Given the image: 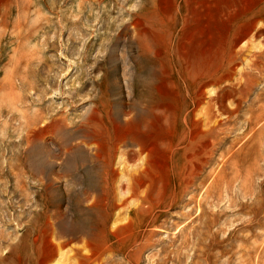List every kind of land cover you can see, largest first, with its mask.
<instances>
[{
  "label": "rangeland",
  "instance_id": "rangeland-1",
  "mask_svg": "<svg viewBox=\"0 0 264 264\" xmlns=\"http://www.w3.org/2000/svg\"><path fill=\"white\" fill-rule=\"evenodd\" d=\"M226 1L0 0V264L28 260L24 228L44 227L45 204L58 206L66 224L95 222L82 209L103 176L91 159L90 136L101 142L155 124L145 106L160 76L164 104L158 111L174 131L175 150L150 164L149 182L166 202L176 188L183 194L155 226L132 220V228L123 230L144 231L147 245L138 264H264V54L253 57L264 48V0ZM247 10L256 13L255 28L262 31L253 39L240 37L252 27L250 19L244 29L235 28ZM137 38L147 52L137 49ZM207 137L213 148L208 156ZM119 160L117 155L113 166L125 174L140 164ZM196 166L192 183H180ZM190 211L195 220L187 218ZM101 222L104 234L118 224L114 217ZM64 250L69 258L70 246Z\"/></svg>",
  "mask_w": 264,
  "mask_h": 264
},
{
  "label": "bare ground",
  "instance_id": "bare-ground-1",
  "mask_svg": "<svg viewBox=\"0 0 264 264\" xmlns=\"http://www.w3.org/2000/svg\"><path fill=\"white\" fill-rule=\"evenodd\" d=\"M199 1V0H198ZM206 1V0H205ZM210 1V0H208ZM230 1V0H227ZM226 1V2H227ZM243 1V0H242ZM246 1V0H244ZM243 1V2H244ZM203 2V1H202ZM238 2V1H235ZM240 2V1H239ZM224 3V1H223ZM222 3V4H223ZM200 4V2H199ZM198 4V5H199ZM225 4V3H224ZM230 4V3H229ZM236 4V3H235ZM243 4V3H242ZM249 4V3H248ZM196 5V4H194ZM197 5V6H198ZM202 5V4H200ZM259 5V4H258ZM196 6V7H197ZM208 6H205L208 9ZM211 6V5H210ZM209 6V7H210ZM240 6V5H238ZM245 6V5H243ZM215 7V6H214ZM213 7V8H214ZM199 8V6H198ZM203 8V7H202ZM200 8V9H202ZM218 8V7H217ZM224 8V7H223ZM237 8V7H236ZM233 9V8H232ZM240 9V8H237ZM245 9V7H244ZM243 9V10H244ZM254 9V8H253ZM223 10V9H221ZM236 10V9H235ZM242 10V9H241ZM251 10V9H250ZM250 10L246 11V19H242L235 28L238 30L244 29V23L246 20H251L252 27L245 28L240 37L249 36L252 38L261 31V29H256L257 17L256 13H250ZM199 11V10H197ZM196 11V12H197ZM203 11V10H202ZM209 11V10H208ZM240 11V10H239ZM214 12V11H213ZM221 12V11H220ZM225 12V11H224ZM231 12V11H230ZM237 12V11H236ZM243 12V11H242ZM245 12V11H244ZM249 14L247 15V13ZM206 13V12H205ZM209 13V12H207ZM239 13V12H237ZM204 14V12H203ZM214 14V13H213ZM220 14V13H219ZM225 14V13H223ZM228 14V13H226ZM208 14H205V16ZM230 15V14H228ZM196 16V15H195ZM199 16V15H198ZM197 16V19H198ZM219 16V15H218ZM235 16V15H234ZM237 16V15H236ZM239 16V15H238ZM244 16V17H245ZM210 17V16H209ZM224 17V16H223ZM202 19V17H200ZM219 18V17H218ZM222 18V17H221ZM137 19V18H136ZM203 21V20H202ZM210 21V20H209ZM208 21V22H209ZM212 21V20H211ZM232 21H234L232 19ZM222 22V19H221ZM18 23V22H17ZM132 23V21H131ZM184 23V22H183ZM212 23V22H211ZM263 23V22H261ZM196 24V23H195ZM199 24V23H198ZM205 24V22H204ZM228 24V23H227ZM230 24V23H229ZM225 25V24H224ZM199 26V25H198ZM206 26V24H205ZM204 26V27H205ZM212 26V25H211ZM133 27V26H132ZM203 27V26H202ZM203 27V28H204ZM209 25L207 26V28ZM224 28L223 26H221ZM135 28V27H134ZM131 28L132 30H135ZM226 28V27H225ZM256 29L255 32H252L253 29ZM262 28V27H261ZM209 29V28H208ZM207 29V31H208ZM234 29V30H236ZM263 29V28H262ZM131 30V31H132ZM139 31V30H138ZM224 31V30H223ZM140 32V31H139ZM206 32V31H205ZM221 32V31H220ZM262 32V31H261ZM136 33V32H135ZM134 34V33H133ZM140 34V33H139ZM204 34V33H203ZM210 34V33H209ZM209 34L207 35L208 40H210ZM226 34V33H225ZM221 35V34H220ZM223 35V34H222ZM137 36V35H136ZM213 36V34L211 35ZM225 36V35H224ZM261 36V35H258ZM214 37V36H213ZM222 37V36H221ZM141 38V37H140ZM217 38V37H216ZM233 38V37H231ZM259 38V37H258ZM261 38V37H260ZM133 39V37H132ZM142 39V38H141ZM228 39V38H227ZM226 39V40H227ZM234 39V38H233ZM247 39H250L249 37ZM253 39V38H252ZM264 39V37H263ZM134 40V39H133ZM143 40V39H142ZM138 39L135 40L137 44V49L146 51L147 46L145 41ZM217 40V39H216ZM242 40V39H241ZM251 40V39H250ZM147 41V40H146ZM240 41V40H239ZM243 41V40H242ZM205 43V42H204ZM215 43V42H214ZM217 43V42H216ZM215 43V44H216ZM238 43V42H237ZM134 44V42H133ZM134 44V45H135ZM262 44V43H260ZM264 44V43H263ZM210 45V44H209ZM223 45V43H222ZM236 45H239L236 44ZM214 46V45H213ZM136 48V46H133ZM149 47V46H148ZM232 47V46H230ZM143 48V49H142ZM235 48V47H234ZM237 48V47H236ZM262 48V47H261ZM136 49V51H137ZM149 49V48H148ZM151 49V48H150ZM232 49V48H231ZM211 50V49H210ZM226 50V49H225ZM240 50V49H239ZM258 51V49H257ZM253 53V57L257 58L260 55L264 54V48L259 52ZM156 52V51H155ZM209 52V51H208ZM211 52V51H210ZM235 52V51H234ZM239 53L241 51H238ZM151 53V52H150ZM140 54V53H139ZM152 54V53H151ZM209 54V53H208ZM236 54V53H235ZM138 55V54H137ZM136 55V56H137ZM159 55V54H158ZM223 55V54H222ZM243 55V54H241ZM132 56V54L130 55ZM135 57V56H134ZM152 57V56H151ZM210 57V56H209ZM240 57V55H239ZM238 58V57H237ZM210 59V58H209ZM212 59V58H211ZM240 59V58H239ZM247 59V58H246ZM250 60H252L249 57ZM214 60V59H213ZM212 61V60H211ZM216 61V60H215ZM225 61V60H224ZM236 61V60H234ZM233 61V62H234ZM241 61V59H240ZM248 61V60H247ZM254 61V60H252ZM251 61V63H252ZM256 61V60H255ZM161 62V61H160ZM159 62V63H160ZM245 62V60H244ZM215 63V62H214ZM232 63V62H231ZM236 63V62H235ZM246 63V62H245ZM249 63V64H251ZM234 64V63H233ZM243 63L241 62V65ZM257 61L253 62L251 65L256 66ZM224 65V64H223ZM239 65V64H238ZM156 66V65H154ZM161 66V64H160ZM226 66V65H224ZM229 66H232L229 64ZM262 66V65H261ZM240 67V66H239ZM248 67V66H247ZM245 65V70L248 69ZM223 68V67H222ZM204 69V68H203ZM228 69V68H227ZM234 69V68H233ZM238 69V68H237ZM244 71V68H242ZM261 69V68H260ZM225 70V69H224ZM159 71V70H158ZM165 71V70H164ZM234 71V70H232ZM237 70H235L236 72ZM240 71V70H239ZM238 71V72H239ZM242 71V70H241ZM159 73V72H158ZM162 74V73H159ZM169 74V73H168ZM201 74V73H200ZM239 74V73H238ZM245 74V73H244ZM199 75V74H198ZM197 75V76H198ZM237 75V74H236ZM156 76V74H155ZM158 76V75H157ZM169 76V75H166ZM217 76V75H216ZM241 76V75H240ZM165 77V76H164ZM171 77V76H170ZM214 77V76H213ZM230 77V76H229ZM166 78V77H165ZM169 78V77H168ZM212 78V77H211ZM240 78V77H239ZM238 78V79H239ZM194 79V78H193ZM191 79V80H193ZM237 79V80H238ZM242 79V78H241ZM246 79V78H245ZM195 80V79H194ZM193 80V82H194ZM6 81V80H5ZM167 81V80H166ZM196 81V80H195ZM168 82V81H167ZM200 82V81H199ZM203 82V81H202ZM201 82V83H202ZM225 82V81H224ZM240 82V81H239ZM247 82V81H246ZM250 82V81H249ZM200 83V85H201ZM220 83V82H219ZM222 83V82H221ZM183 84V83H182ZM198 84V83H197ZM241 84V83H240ZM239 84V85H240ZM158 87L156 88V94L147 102L146 110L150 115H153L155 118V124L153 125H143L144 127H137L136 129H129L120 134H113L110 137H103L101 142H97L90 136L89 144H92L94 147L91 153V159L94 161L95 165H100L103 168V176L99 177L97 184L92 191L94 194L92 196H87L86 206H82V209L87 213V220H95L92 225L89 227H84L78 219L73 222L67 223L64 218V213L60 212L57 208L54 210L50 208L49 205L45 204L43 207V216H45V225L44 227H39L37 229L33 224H28L24 228V235L30 238L31 242V255L28 260L24 263L19 261L18 264H50L55 256H58V264L61 259L72 261L70 264H119L120 261L114 260L113 255H120L122 259L126 261L125 264H138L140 252L146 247V241L144 240V231H134L131 233L123 232L132 228V220H140L139 225L143 226H155L156 221L160 220L161 215L164 214L165 209H173L179 203L183 191H178L172 196L167 202L164 199L158 198V193L156 194L152 191V184L149 182V166L153 165V161L162 160L168 151L172 149V138H173V129L171 125H168L164 121V111H158V107L161 104H164L163 99V90L164 88V78H158ZM210 85V84H209ZM212 85V84H211ZM220 85V84H219ZM21 86V84H20ZM208 86V85H207ZM206 86V87H207ZM229 86V85H228ZM236 86V85H235ZM204 87V88H206ZM227 87V86H226ZM231 87V85H230ZM234 87V85H233ZM9 88V87H8ZM166 88V86H165ZM198 88V87H197ZM201 88V87H200ZM242 88V87H241ZM77 89V88H76ZM203 89V86H202ZM218 89V87H217ZM225 89V88H223ZM229 89V88H228ZM186 89H184L185 91ZM206 90V89H205ZM204 90V91H205ZM220 90V89H219ZM232 90V89H231ZM10 91V89H9ZM196 91V90H195ZM216 91V87H215ZM221 91V90H220ZM225 91V90H224ZM233 91V90H232ZM247 91V90H245ZM12 92V91H11ZM74 92V90H73ZM244 92V90H243ZM32 93V92H31ZM30 93V94H31ZM195 93V92H194ZM199 93V92H198ZM220 93V92H219ZM227 93V92H226ZM5 94V93H4ZM9 94V93H8ZM20 94V93H19ZM218 95V93H216ZM214 93V95L216 96ZM221 94V93H220ZM219 94V95H220ZM224 94V93H223ZM218 95V96H219ZM226 95V94H225ZM35 96V94H34ZM186 96V94H185ZM205 96V95H203ZM29 97V96H28ZM194 97V96H192ZM190 98V97H189ZM213 98V97H212ZM226 98V97H225ZM214 100L217 98H213ZM212 99V100H213ZM230 99V98H229ZM226 100V99H225ZM198 102V101H197ZM201 102V101H200ZM211 102V101H209ZM213 102V101H212ZM234 102V101H233ZM191 103V102H190ZM216 104V102H214ZM99 104V103H98ZM221 104V103H219ZM101 105V104H100ZM228 106V105H227ZM234 106V105H233ZM194 107V106H193ZM192 107V108H193ZM97 108V107H96ZM207 108V107H206ZM218 108V107H217ZM168 109V108H167ZM166 109V110H167ZM208 109V108H207ZM213 109V106H212ZM211 109V111H212ZM195 110V109H194ZM168 111V110H167ZM190 111V110H189ZM208 111V110H207ZM226 111V110H225ZM169 112V111H168ZM191 112V111H190ZM229 112V111H228ZM208 113V112H207ZM214 113V112H213ZM234 113V112H233ZM215 114V113H214ZM218 115V114H216ZM215 115V116H216ZM188 116V115H187ZM191 116V115H190ZM189 116V117H190ZM219 116H222L221 114ZM225 116V115H224ZM229 116V115H228ZM204 117V116H202ZM144 120L145 116L140 117ZM206 118V117H205ZM228 118V117H227ZM253 118V117H252ZM171 119V118H170ZM211 119V118H210ZM190 120V119H189ZM203 120V119H202ZM213 120V119H212ZM215 121V120H214ZM217 121V120H216ZM252 121V120H251ZM250 121V122H251ZM175 122V121H174ZM203 122V121H202ZM208 122V121H207ZM52 123V122H51ZM55 123V122H54ZM186 123V122H184ZM206 123V122H205ZM203 123V124H205ZM209 123V122H208ZM211 124V123H210ZM218 124V123H217ZM191 125V124H190ZM189 125V126H190ZM198 125V124H197ZM207 125V124H206ZM205 125V126H206ZM214 125V124H213ZM36 126V125H35ZM208 126V125H207ZM52 127V126H51ZM214 127V126H213ZM216 127V126H215ZM214 127V128H215ZM208 128V127H204ZM79 129V128H78ZM190 129V128H189ZM203 129V128H202ZM209 129V128H208ZM40 130V129H39ZM188 130V128H187ZM201 130V129H200ZM206 130V129H205ZM211 130V129H210ZM74 131V130H73ZM87 132V130H86ZM210 132V131H208ZM188 134V133H187ZM210 134V133H209ZM25 135V134H24ZM97 135V134H96ZM95 135V136H96ZM104 136H106L103 133ZM180 135V134H179ZM190 135V134H189ZM98 136V135H97ZM185 136V134H184ZM85 137V136H84ZM94 137V136H93ZM101 137V136H100ZM99 137V139H101ZM179 137V136H177ZM189 137V136H188ZM198 137V136H197ZM98 138V137H97ZM181 138V137H180ZM85 139V138H84ZM184 139V138H183ZM211 139V138H210ZM210 139L207 137L206 143L203 148L204 155H207V152L211 151L212 144ZM174 140V139H173ZM186 140V139H185ZM189 140V138L187 139ZM194 140V138H193ZM193 140L187 141L190 142L187 146L190 149V146L193 144ZM86 141V140H85ZM88 141V140H87ZM184 142V141H183ZM182 142V143H183ZM201 142V141H200ZM199 142V143H200ZM214 142V141H213ZM203 143V142H202ZM201 143V145H203ZM216 143V142H215ZM85 144V143H84ZM185 144V143H184ZM183 144V145H184ZM214 145V144H213ZM199 146V145H198ZM201 147V146H200ZM216 147V145H215ZM123 148V149H120ZM174 148V147H173ZM187 147L183 148V151L188 150ZM199 148V147H198ZM103 149L104 153H102ZM175 149H172V151ZM199 150H202L199 149ZM171 151V152H172ZM190 152V151H189ZM213 152V151H211ZM173 153V152H172ZM187 151L185 152V154ZM120 158V163L127 164L129 162H138L140 163L136 169L125 174L126 170L119 172L118 169H115L113 162L115 161L117 155ZM197 154V153H196ZM168 155V154H167ZM172 156V155H171ZM184 156V155H183ZM208 156V155H207ZM196 158L195 152L191 155V159ZM206 157V156H205ZM188 158V157H187ZM190 158V157H189ZM194 158V159H195ZM198 158H201L198 157ZM212 159V158H211ZM187 160V159H186ZM203 160V159H202ZM209 160V159H208ZM207 160V161H208ZM171 161V160H170ZM195 162V160L193 161ZM198 162V161H197ZM137 163V164H138ZM186 163V162H185ZM202 162L199 163L201 165ZM205 163V162H204ZM131 164V163H130ZM190 164V163H189ZM197 164V163H196ZM209 164V163H208ZM192 165V164H191ZM94 166V165H93ZM115 166H118L115 165ZM125 166V165H124ZM122 166V167H124ZM133 166V165H132ZM173 166V165H172ZM98 167V166H97ZM193 167V166H191ZM119 168V166H118ZM126 168V167H125ZM124 168V169H125ZM162 168V167H161ZM186 168V166H185ZM127 169V168H126ZM188 169V168H187ZM198 167L192 168L191 172L187 175V178L180 176V183H185L189 185L192 183L193 178L197 175L196 171ZM157 170V169H156ZM166 171V170H165ZM187 171V170H186ZM176 172V171H175ZM199 173V172H198ZM200 174V173H199ZM159 175V174H158ZM152 176V174H151ZM117 178L118 179L117 181ZM125 178V179H124ZM197 178V177H196ZM153 179V178H152ZM161 179V178H160ZM213 180V179H212ZM154 181V180H153ZM160 181V180H159ZM166 181V180H165ZM149 182V183H148ZM156 182V181H154ZM19 183V182H18ZM148 183V184H147ZM167 184V183H166ZM21 185V184H20ZM194 185V183H193ZM30 186V185H29ZM158 186V185H157ZM166 186V185H165ZM161 187V186H160ZM45 188V187H44ZM190 188V187H189ZM189 192V189H187ZM185 191V190H184ZM91 192V190H90ZM186 193V191H185ZM84 194H87L86 192ZM89 194V193H88ZM173 194V193H172ZM26 196V195H25ZM78 199V197H76ZM76 199V200H77ZM184 199V198H183ZM89 200V201H87ZM186 200V199H185ZM192 199L190 198L189 202L191 203ZM85 202V201H84ZM70 203V202H69ZM68 208L71 207L70 203ZM88 203V204H87ZM180 206V205H179ZM74 208H80L79 204H74ZM120 210L123 212L120 213ZM69 211V210H68ZM118 211V213H117ZM90 212V215H89ZM198 212V211H197ZM117 213V215H116ZM188 214V219L191 218L192 212ZM166 215V214H165ZM114 217V220L117 223H114V226L111 227V230H108L105 234L102 232L101 221L110 220ZM7 219V218H6ZM48 220V221H47ZM112 220V219H111ZM191 220H195L191 218ZM63 224V226H62ZM112 224V223H111ZM113 225V224H112ZM106 226V225H105ZM141 227V226H140ZM128 231V230H127ZM41 240V241H40ZM73 243L79 244L76 247H71ZM29 244V243H28ZM19 245V244H18ZM14 246V245H13ZM12 246V247H13ZM70 246L71 256L63 253ZM64 250V251H63ZM12 251V250H11ZM63 251V252H62ZM15 252V251H14ZM62 252V253H61ZM11 254V253H10ZM12 255V254H11ZM110 256V257H109ZM118 257V256H117ZM71 259V260H70ZM18 261V260H17ZM8 262V261H7ZM67 262V261H66ZM65 262V263H66ZM64 264V262H62Z\"/></svg>",
  "mask_w": 264,
  "mask_h": 264
}]
</instances>
